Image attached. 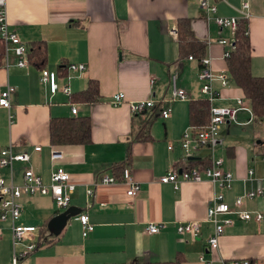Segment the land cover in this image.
Listing matches in <instances>:
<instances>
[{"label": "crops", "instance_id": "1", "mask_svg": "<svg viewBox=\"0 0 264 264\" xmlns=\"http://www.w3.org/2000/svg\"><path fill=\"white\" fill-rule=\"evenodd\" d=\"M210 1L216 5L214 14L244 17L241 11L245 0ZM246 1L251 70L264 75V0ZM4 5L10 26L29 44V50L33 41L42 39L46 43L47 59L42 68L58 71L63 64L58 82L68 81L71 92L85 88L88 79L94 78L102 98L83 103L70 101L61 91L51 95L40 80L41 68L30 61L27 66H18L14 53H10L7 66H0V90L16 86L11 94L12 122L8 110L0 106V147L11 142L15 151L30 152V164L46 183L52 169L62 166L75 184L69 205L85 211L94 226L83 237L80 224L70 219L59 235L50 236L47 224L57 213L53 198L50 194H22L17 223L36 226L37 241L52 248L54 257L45 264H122L169 261L177 256L181 264H220L222 260L240 259L264 264V196L248 200L244 206L262 211V220H245L237 212L228 213L233 223L225 227L218 248L212 251L207 246L213 228L207 207L216 186L208 179L181 180L175 188L171 182L159 180L169 168L185 162L178 140L190 125L189 100L206 97L198 76L200 60L180 56L174 32L177 19L190 18L194 34L205 40L203 56L211 57L214 71L227 70L224 52L230 44L219 39L233 42L231 28H219L213 20H207L213 13L203 9L198 0H4ZM70 62L85 63L86 69L72 71L66 67ZM174 75L176 85L184 88L188 97L171 101V113L163 117L160 111L170 101ZM213 87L219 95L210 106L234 105L236 97L244 95L234 82L222 87L214 80ZM117 91L125 94L126 101L113 105L109 100ZM148 98H153V106L131 113L129 101ZM71 104L76 105V113L71 112ZM71 114L91 117V141L54 147L49 141L50 116ZM239 117L243 121L247 115L240 112ZM230 123L221 125L219 131ZM248 124L252 135L236 136L233 142L221 136L213 148L200 147L190 156L201 163L211 152L215 156L226 153L224 167L236 175L225 191L230 204L247 189L264 187V138L260 132L264 124L255 119ZM139 132L148 136L136 139ZM35 145H40V150H33ZM229 146L232 149H227ZM121 164L129 167L132 178L140 184L135 195L126 193L128 185L122 180L98 182L102 174L120 179L122 174L114 175L113 168ZM25 165L22 161L15 163L17 180ZM249 167L254 175L244 179ZM0 174H5V169L0 168ZM88 188L93 189L91 194ZM184 221L200 222L197 238L177 233L176 224ZM150 223L164 226L158 233L149 234L146 227ZM2 226L0 241L7 232L11 243L9 226Z\"/></svg>", "mask_w": 264, "mask_h": 264}, {"label": "built area", "instance_id": "2", "mask_svg": "<svg viewBox=\"0 0 264 264\" xmlns=\"http://www.w3.org/2000/svg\"><path fill=\"white\" fill-rule=\"evenodd\" d=\"M199 5L212 16L207 15V20L211 19L219 28L229 27L233 30L237 27V17H225L214 14L216 5L210 0H198ZM242 14L244 17L249 16L247 9L248 2L242 3ZM176 32V30H174ZM0 38L4 45L3 64H9V55L14 53L17 56L16 64L18 66H27L29 64L28 52L29 44L23 40L16 28L11 27L6 16V7L4 0H0ZM221 43L230 44L224 52L227 57L232 47V42L224 38L219 39ZM192 56L189 55V58ZM200 67L198 71L201 80V91L211 102L219 95V91L213 87V81L218 80L222 87L231 84V74L228 70L214 71L211 66V57L202 56L200 59ZM72 71L81 72L86 69L85 63L70 62L66 66ZM40 80L43 82L51 95L57 91H61L65 95L71 93V87L68 81L58 82V71L48 68L40 69ZM155 77L151 78L154 81ZM16 89L15 85H7L0 90V106L8 110L9 121L12 122L14 114L11 112V94ZM188 97L184 88L176 85L175 75L172 77L171 98L167 104L161 109L160 114L168 117L171 113V101L176 99H185ZM126 101L125 94L117 91L111 95L109 102L113 105H119ZM154 105L153 98L139 99L129 101V109L131 113L137 114L145 111ZM209 120L202 126H194L190 124L181 134L178 142L180 143L185 162L181 167L174 166L169 168L166 173L159 177L161 182H171L175 188L179 186L181 180L201 181L203 179L210 180L217 188L211 198V203L207 207V218L212 223V231L207 238V246L210 250H216L219 244V237L224 232L225 227L233 223L232 218L228 215L230 212H237L242 219L254 220L260 222L263 218L262 211H250L244 208L246 201L252 200L258 196H264V187L247 189L243 194L237 195L232 204L226 200L225 191L231 188L236 175L233 171L224 167V157L215 156L213 152L209 154L207 163L189 164V158L193 152L203 146H213L217 142L218 132L222 124L235 123H251L254 120L253 110L250 106L248 98L238 96L234 105L210 106ZM71 112L76 113L77 107L71 104ZM240 112H245L247 117L242 121L239 118ZM172 147V143L168 145ZM33 150H40V145H35ZM53 157H57L56 154ZM264 159V156H263ZM30 152H17L13 148L11 142L0 147V168L5 169V174H0V239L3 235L2 223H7L11 234L12 257L10 264H19L28 255L37 249L36 231L37 227L32 225H23L17 223L22 213V204L19 200L22 194H50L53 198L55 206L59 211L65 209L71 201V194L74 191L75 184L70 180L69 173L62 167L56 166L50 173L48 183L44 182L42 175L34 169L30 164ZM22 161L26 163L23 167L20 180L16 179L15 163ZM254 169L249 167L244 179H252ZM261 179H264L262 177ZM122 180L127 183L126 193L135 195L140 189V184L135 181L130 173L129 167H124L120 179L113 175L102 174L98 182H116ZM92 188L87 189V193L91 194ZM81 226V234L87 236L94 228L90 223L88 214L80 211L71 216ZM163 223H150L146 227L149 234L158 233ZM176 231L180 235H191L197 238L201 232L200 222L184 221L176 224ZM203 261V257H199ZM206 264H212L211 262ZM220 264H251L248 259L240 260H222Z\"/></svg>", "mask_w": 264, "mask_h": 264}, {"label": "trees", "instance_id": "3", "mask_svg": "<svg viewBox=\"0 0 264 264\" xmlns=\"http://www.w3.org/2000/svg\"><path fill=\"white\" fill-rule=\"evenodd\" d=\"M190 18L182 17L177 19V43L180 56H189L198 60L204 55L205 40L197 37L190 27ZM237 27L234 30V38L229 55L225 58L227 70L231 74L232 82L241 87L250 106L253 110L255 120H260L264 124V75L254 74L251 70V43L248 32V20L246 17L238 18ZM28 52V59L31 64L40 68L46 63L47 49L46 43L40 39L31 43ZM4 45L0 38V66L3 64ZM63 64L59 65L58 72ZM99 93V83L94 78H89L85 88L71 92L70 101L83 103H94L101 100ZM207 97L192 98L189 100V122L194 126H202L209 120L210 104ZM91 117L88 114L71 115H51L49 118V141L54 147L61 144H84L91 141ZM143 126L140 127L142 131ZM143 132V131H142ZM148 136V135H147ZM146 135L140 132L136 139H145ZM227 149H232L229 146ZM127 158L129 157V147L127 148ZM209 159L201 163H207ZM199 161L189 158V164H198ZM125 165V164H124ZM124 165L115 166L114 175H121ZM59 210L57 209L56 212ZM181 257L177 256L169 261H145L130 262L122 264H181ZM23 264V263H19Z\"/></svg>", "mask_w": 264, "mask_h": 264}, {"label": "rangeland", "instance_id": "4", "mask_svg": "<svg viewBox=\"0 0 264 264\" xmlns=\"http://www.w3.org/2000/svg\"><path fill=\"white\" fill-rule=\"evenodd\" d=\"M215 100V99H214ZM211 101V102H214ZM213 106H222V105H213ZM240 118V117H239ZM245 124V125H243ZM223 126V124H222ZM263 138H264V128H262L260 130ZM218 139L219 137L222 136L223 139H226L227 141L233 142V138H235L236 136H244L245 135H252L253 131H252V127L251 124L248 123H236L235 122H231L228 126H224V131H219L218 132ZM257 138L254 139V141H256ZM256 145V142H255ZM257 147H260L261 145H256ZM226 153H224L223 157L225 156ZM5 233V237L3 238V240L0 241V264H10L11 261V257H12V246L10 243V239H9V235L7 232ZM47 234H50V236H54L52 233H50V231L48 230L46 232ZM52 234V235H51ZM46 247V243L45 242H38L37 244V248L39 250L35 251L34 253H31L30 255H28L25 259H23L22 261H20L21 263H25V264H45V263H49V261H52L54 255L52 253L53 250H51L52 248L48 249L45 248Z\"/></svg>", "mask_w": 264, "mask_h": 264}, {"label": "water", "instance_id": "5", "mask_svg": "<svg viewBox=\"0 0 264 264\" xmlns=\"http://www.w3.org/2000/svg\"><path fill=\"white\" fill-rule=\"evenodd\" d=\"M80 211L81 209L79 207L75 205H68L65 209L58 211L52 216L47 224L48 230L53 235H59L71 219V216Z\"/></svg>", "mask_w": 264, "mask_h": 264}]
</instances>
